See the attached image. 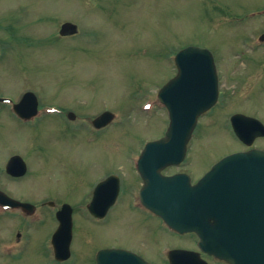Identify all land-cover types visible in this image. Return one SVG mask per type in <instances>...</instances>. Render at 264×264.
<instances>
[{
  "label": "rangeland",
  "instance_id": "obj_1",
  "mask_svg": "<svg viewBox=\"0 0 264 264\" xmlns=\"http://www.w3.org/2000/svg\"><path fill=\"white\" fill-rule=\"evenodd\" d=\"M65 22L76 24L78 34L61 37ZM262 32L264 0H0V97L18 102L32 92L50 109L33 128L5 115L6 107L0 111V170L14 151L29 166L23 186L9 192L38 207L50 198L72 207L73 264L92 263L107 248L132 250L150 264H168L177 247L194 249L192 236L178 238L132 209L142 185L135 164L146 144L166 133L169 116L158 95L177 74L176 54L189 46L213 54L221 95L200 117L186 162L164 174L198 178L230 153L249 149L229 121L241 113L264 124V47L253 43ZM54 105L80 119L51 117ZM105 111L115 120L97 131L91 121ZM254 147L264 149V139ZM112 174L122 180L120 200L106 221L96 222L87 207ZM54 212L34 218L18 254L6 241L19 231L9 217L0 219V264H50L44 242L58 225Z\"/></svg>",
  "mask_w": 264,
  "mask_h": 264
},
{
  "label": "water",
  "instance_id": "obj_2",
  "mask_svg": "<svg viewBox=\"0 0 264 264\" xmlns=\"http://www.w3.org/2000/svg\"><path fill=\"white\" fill-rule=\"evenodd\" d=\"M76 32V25L65 23L60 35ZM175 62L177 76L159 93L160 101L169 110L170 126L162 139L147 144L139 163L145 182L142 201L169 226L181 232L198 233L205 253L229 264H264V150L224 158L195 186L185 174L173 177L161 174L165 168L185 159L198 118L217 103L219 96L214 57L208 49L187 47L176 55ZM21 106L36 109L35 96L26 94ZM113 118L107 112L95 124L104 127ZM232 125L237 137L247 145L264 136V125L257 119L239 114L232 117ZM112 182L117 189L110 194ZM118 187L116 176L98 185L90 207L96 216L106 215L115 203ZM57 219L60 223L57 235L71 234L72 208L64 205ZM169 257L171 264H207L199 254L189 251L175 250ZM98 264L150 263L129 251L112 249L99 253Z\"/></svg>",
  "mask_w": 264,
  "mask_h": 264
},
{
  "label": "flooded vegetation",
  "instance_id": "obj_3",
  "mask_svg": "<svg viewBox=\"0 0 264 264\" xmlns=\"http://www.w3.org/2000/svg\"><path fill=\"white\" fill-rule=\"evenodd\" d=\"M264 32H262L260 34L263 35ZM260 36L256 40L253 41V43L255 44V47L257 48H263L264 47V42H260L259 38ZM10 104H3L2 102H0V111L6 107L7 108V116L11 117L12 119H14L16 122H18L20 125L22 126H29L31 128L36 127L42 120V118L46 115L43 114V112L47 111V107L43 108V106L40 105V103H38V114L33 116L31 119H23L21 116H19L16 112H15V106L19 105L22 103L23 98L20 101H14L12 98L9 99ZM24 105V104H22ZM56 106V105H54ZM57 109H55V111L53 110L52 112H55V115H50L51 117H57L58 119H62L64 118L65 120L71 122V121H76L77 119H80L78 117L77 114H75L72 111H67L64 108H60L59 106H56ZM23 110H28L29 108L24 107L22 108ZM106 112V111H105ZM71 113H74V120L71 119ZM43 114V115H42ZM103 114V113H102ZM101 114V115H102ZM99 115V116H101ZM98 116V117H99ZM98 117H96L95 119H97ZM93 119L91 121L92 126L94 125V120ZM86 120V119H85ZM94 128V127H93ZM95 129V128H94ZM105 128L102 129H95L97 131H101ZM16 154L12 155V156H8L4 168L3 170H0L1 173L5 174L7 176L6 181L1 182L0 181V201H16V202H20V203H29L28 200H26L25 198H22L21 196L17 195V194H12L9 192V188L11 187V185H16L17 187L23 186L22 182L24 181V179H26V176L29 174V166L27 161L25 160V158L23 157V155L21 154V152L19 151H14ZM8 154H11L10 152H8ZM24 172V175H19L20 173ZM117 176L116 174H112L110 176ZM139 175V174H138ZM110 176H108L106 179L102 180L100 183L104 182L105 180H107ZM122 181V180H121ZM140 181L142 183V185L140 186V189L138 191V194L136 196L137 199L133 198V202L131 203V207L132 209H137V210H141L145 217L148 218H152V219H158L157 216H155L151 211H149L147 208H145L141 201H140V190L143 186V181L140 177ZM99 183V184H100ZM98 184V185H99ZM97 185V187H98ZM9 187V188H8ZM93 191L92 194V199L90 198V203L87 207V211H88V216H90L91 219H93L96 222H101V221H106L109 213L111 212V210L115 207V205L117 204V202L120 200V195H121V182L119 184V191H118V198L116 200V203L109 209L106 217H104L103 219H98L95 217V213L93 210L90 209L93 200L95 198V193H96V189ZM117 189V185L115 183L112 182V184L109 186V193L112 194L114 190ZM41 207L35 206L34 209L32 210H24L22 207H14V208H4L2 205H0V219H5L8 218L9 221H7L8 223H10L11 227H13L14 231H19L17 234L18 238H12L9 241H6L9 245V250L15 252V253H19L21 248L23 247V243L26 239H29L30 234H31V229H30V225H36V221L34 218L38 217L39 214H44V212L47 210V208H53L54 209V215L55 217H57L58 212L62 209V206H58L54 200H52V198L50 199H45L44 201H42ZM12 219V220H11ZM16 221V225L14 224ZM40 219L37 221V224L39 223ZM57 226L56 229L54 231L53 234L50 235V237L48 239H46V242H44V248L46 250V256L47 259L49 260L50 264H73L74 260V251H73V243L75 241V236L73 233V228H72V232L71 234H69L71 236L70 241L69 240V235L67 236V234H58L59 231V222H57ZM167 229V227H166ZM165 229V230H166ZM168 232L170 234H174V236L176 235L178 238H187L192 236L195 241H194V249H189V250H193V251H198V238L196 237L195 234H184V235H180L174 231H171L169 229H167ZM179 248V247H177ZM179 249H185L183 247H180ZM132 251V250H131ZM99 253V252H98ZM97 253V255H98ZM202 256L205 258V255L202 254ZM92 263H87L86 264H97V256L94 258V260H92Z\"/></svg>",
  "mask_w": 264,
  "mask_h": 264
},
{
  "label": "bare ground",
  "instance_id": "obj_4",
  "mask_svg": "<svg viewBox=\"0 0 264 264\" xmlns=\"http://www.w3.org/2000/svg\"><path fill=\"white\" fill-rule=\"evenodd\" d=\"M62 26H63V24H62ZM62 26H61V28H62ZM60 31H61V29H60ZM108 113H111V112H108ZM112 115H113V117H114V119H115V114L114 113H111ZM45 119V118H44Z\"/></svg>",
  "mask_w": 264,
  "mask_h": 264
}]
</instances>
